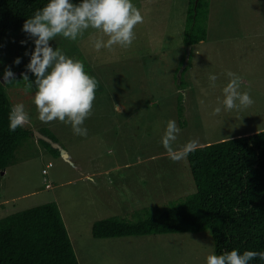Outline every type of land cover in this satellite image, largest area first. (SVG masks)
I'll list each match as a JSON object with an SVG mask.
<instances>
[{
    "label": "rangeland",
    "instance_id": "rangeland-1",
    "mask_svg": "<svg viewBox=\"0 0 264 264\" xmlns=\"http://www.w3.org/2000/svg\"><path fill=\"white\" fill-rule=\"evenodd\" d=\"M132 3L143 23L134 27L129 47L97 51L93 40L103 34L91 28L76 41L62 36L50 41L97 81L92 115L84 122L87 136L74 135L58 120L41 122L34 84L30 88L21 78L8 85L13 102L23 103L29 115L25 126L52 129L61 154L50 152L36 135L23 142L14 162L0 172V218L57 201L80 264H206L207 255L216 254L208 230L98 238L92 228L111 215L136 220L154 204L164 207L195 191L188 159L174 163L161 143L168 120L180 128L174 147L264 129V0H210L208 36L194 45L183 75L190 58L186 53L182 62L190 48L184 43L189 0ZM34 49V38L22 28L6 36L0 41V69L17 66V57L26 68ZM229 70L241 77L240 91L250 92L251 106L224 109ZM209 74L218 77L215 87ZM28 76L35 81L33 73ZM181 76L188 81L184 88L178 87ZM218 106L221 112L214 114ZM49 161L44 179L42 167ZM138 209L143 211L135 213Z\"/></svg>",
    "mask_w": 264,
    "mask_h": 264
},
{
    "label": "trees",
    "instance_id": "trees-1",
    "mask_svg": "<svg viewBox=\"0 0 264 264\" xmlns=\"http://www.w3.org/2000/svg\"><path fill=\"white\" fill-rule=\"evenodd\" d=\"M50 0H0V41L23 27L26 19ZM79 3L80 0H72ZM210 0H189L184 43L190 66L193 47L208 36ZM15 81L3 82L0 69V172L14 162L24 141L35 136L33 127L9 131V112L15 103L8 85L20 80L27 68H11ZM30 72H27L29 74ZM178 80V76H176ZM179 88L188 83L179 78ZM182 102V101H181ZM179 102L180 104H182ZM39 131L58 142L49 127ZM39 137V136H38ZM53 154L61 149L42 137ZM196 186L194 192L161 207L154 204L136 220L111 215L97 220L98 238L168 232H211L216 254L237 249L264 251V129L199 145L187 156ZM0 174V190H1ZM146 208V207H145ZM143 209L135 211L140 212ZM0 264H80L69 229L57 201L31 206L0 218ZM250 264H264L256 258Z\"/></svg>",
    "mask_w": 264,
    "mask_h": 264
},
{
    "label": "clouds",
    "instance_id": "clouds-1",
    "mask_svg": "<svg viewBox=\"0 0 264 264\" xmlns=\"http://www.w3.org/2000/svg\"><path fill=\"white\" fill-rule=\"evenodd\" d=\"M139 23H143V15L132 0H80L79 3H73L72 0H50L26 19L22 31L34 38L35 44L26 68L27 72L35 75V81L29 79L27 72L21 75L28 87L33 88V84L35 86L34 104L38 119L46 124L58 120L70 125L74 135L87 136L84 122L92 115L96 96L97 81L85 71L84 64L67 56L59 47L54 49L51 40L62 36L76 41L91 28L103 34L93 40L95 50L111 49L115 45L129 47L135 38L134 27ZM104 36L108 37L106 41ZM21 43L26 44L27 41ZM20 62L19 57L14 61L17 65ZM225 75L229 82L223 88L224 109L231 111L251 106L254 101L250 92L240 91L241 77L230 70ZM217 78V75L209 74L211 86L215 87ZM15 80L11 67L6 68L3 82ZM220 112L219 106L214 109V114ZM28 121L29 115L24 104L12 105L9 131L15 132ZM179 132L176 121L170 119L161 139L169 159L174 163L186 159L199 146L198 141L189 140L182 146L174 147ZM256 258L264 261V251L245 250L241 254L239 250L233 249L220 255L208 254L206 264H250Z\"/></svg>",
    "mask_w": 264,
    "mask_h": 264
},
{
    "label": "water",
    "instance_id": "water-1",
    "mask_svg": "<svg viewBox=\"0 0 264 264\" xmlns=\"http://www.w3.org/2000/svg\"><path fill=\"white\" fill-rule=\"evenodd\" d=\"M189 49H190V48H189ZM189 49H188V50H189ZM188 55H189V53H188ZM35 134H37V136H39V137H42V138H44V139H46V140H48V141L53 142V144H54L55 146H58V142L53 141L51 137H49L48 135H46V134L40 132L38 129L35 130ZM62 154H63L64 157H68V156H69V153H68L66 150H62ZM4 172H5V170L2 171V174H4Z\"/></svg>",
    "mask_w": 264,
    "mask_h": 264
},
{
    "label": "crops",
    "instance_id": "crops-1",
    "mask_svg": "<svg viewBox=\"0 0 264 264\" xmlns=\"http://www.w3.org/2000/svg\"><path fill=\"white\" fill-rule=\"evenodd\" d=\"M35 130H36V128H35ZM36 136H37V134H36ZM69 156H70V155H69ZM48 163H49V162H48ZM48 163L42 167V173L44 174V179L47 177V174L49 173V172H46V173L43 172L44 168L48 167V169H49L50 166H48ZM92 175H93V173H91V176H92ZM89 177H90V176H89Z\"/></svg>",
    "mask_w": 264,
    "mask_h": 264
},
{
    "label": "built area",
    "instance_id": "built-area-1",
    "mask_svg": "<svg viewBox=\"0 0 264 264\" xmlns=\"http://www.w3.org/2000/svg\"><path fill=\"white\" fill-rule=\"evenodd\" d=\"M53 163L52 162H49L48 166H51ZM43 172H48V167L44 168Z\"/></svg>",
    "mask_w": 264,
    "mask_h": 264
}]
</instances>
